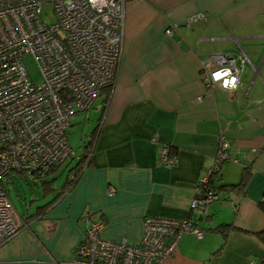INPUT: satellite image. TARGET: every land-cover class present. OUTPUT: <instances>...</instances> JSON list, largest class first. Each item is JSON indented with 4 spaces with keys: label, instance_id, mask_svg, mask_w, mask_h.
<instances>
[{
    "label": "crops",
    "instance_id": "crops-1",
    "mask_svg": "<svg viewBox=\"0 0 264 264\" xmlns=\"http://www.w3.org/2000/svg\"><path fill=\"white\" fill-rule=\"evenodd\" d=\"M197 14L204 18L189 21ZM240 51L251 64L237 89L207 91L201 62ZM102 96L90 109L99 128L89 164L47 207L56 194L44 195L31 179L50 197L0 247V264H72L86 213L103 223V239L130 244L141 239L145 217L193 220L202 239L184 235L164 264H264L256 235L264 229V0H126L117 78ZM221 134L230 142L229 161L214 185H237L247 175L200 214L191 201ZM162 146L175 164L160 163ZM228 224L226 237L213 230Z\"/></svg>",
    "mask_w": 264,
    "mask_h": 264
},
{
    "label": "built area",
    "instance_id": "built-area-1",
    "mask_svg": "<svg viewBox=\"0 0 264 264\" xmlns=\"http://www.w3.org/2000/svg\"><path fill=\"white\" fill-rule=\"evenodd\" d=\"M46 7L53 24L41 17ZM125 11L126 0H0V247L25 226L3 180L14 173L44 175L74 156L68 143L71 118L88 112L102 90L114 86ZM203 18L197 14L189 21ZM172 33V28L165 30L167 36ZM27 56L39 69V85L28 76ZM250 64L241 51L209 56L200 64L203 87L236 90ZM229 149L230 142L219 135L214 164L195 186L192 211L203 214L217 201L211 178L229 161ZM159 153L161 164H175L167 146ZM83 220L87 228L72 264H164L184 235L203 237L191 219L148 216L138 242H115L100 236V220L88 213Z\"/></svg>",
    "mask_w": 264,
    "mask_h": 264
},
{
    "label": "rangeland",
    "instance_id": "rangeland-1",
    "mask_svg": "<svg viewBox=\"0 0 264 264\" xmlns=\"http://www.w3.org/2000/svg\"><path fill=\"white\" fill-rule=\"evenodd\" d=\"M41 17L48 24H53L55 22V17L49 7H46ZM24 64L32 83L34 85H39L41 83V74L34 60L30 56H27L24 58ZM102 100L103 96L98 97L96 99V105L100 106ZM93 112V110H90L87 113H76L71 118V127L68 131V143L75 156H79L83 153V144L87 141V136L90 135L92 129L97 125V116H94ZM69 162L70 161H67L61 167L60 173L67 170ZM63 180L64 174L60 176L57 187L63 183ZM2 187L8 200L21 218L26 216L27 213H30V210L33 211L39 202L43 203L45 199L50 197L45 198L42 196L40 187L38 185L35 186L28 175L22 177L14 173L10 175L9 178L3 180Z\"/></svg>",
    "mask_w": 264,
    "mask_h": 264
},
{
    "label": "trees",
    "instance_id": "trees-1",
    "mask_svg": "<svg viewBox=\"0 0 264 264\" xmlns=\"http://www.w3.org/2000/svg\"><path fill=\"white\" fill-rule=\"evenodd\" d=\"M111 89L112 88H105L102 90V92L107 91V90H111ZM102 92H101V94H102ZM98 128H99V125L97 124L96 127H94V129H92V131L90 132V135H88L87 141L83 144V153L79 156L74 155L73 157H71V159L69 160L70 162H69L68 168L64 172L60 173L61 167L65 163L61 166L52 168L51 170H49V172H47L46 174L41 175V176H34L32 174L19 173V175H21V176L28 175L32 180L40 181L41 185H42L41 186L42 193L44 195H50L53 192L56 194L55 197L45 205V207L51 205L58 198L65 195L73 187V185L76 183V181L78 180V178H79L81 172L83 171V169L85 168V166H87L89 164V155L91 152L90 150H91V147L93 146ZM63 173H65L64 181H63L62 185L59 187V189L56 190L54 186H55L57 180L60 178V176ZM246 175H247V173L245 172L242 176L241 181L237 185L215 186L214 182L219 178V176H220V173H219L218 175L211 178L210 184L212 185V187L214 188V190L217 193H222V192H229L230 193L232 191H236V190L240 189L244 185ZM258 205H259L260 210L264 213V200L261 201ZM232 228H233V225L228 224V225L218 226L217 228H215L213 230L217 231L219 233H222V235L224 237H226L225 235ZM256 235L264 243V229L262 231H260L259 233H257Z\"/></svg>",
    "mask_w": 264,
    "mask_h": 264
},
{
    "label": "water",
    "instance_id": "water-1",
    "mask_svg": "<svg viewBox=\"0 0 264 264\" xmlns=\"http://www.w3.org/2000/svg\"><path fill=\"white\" fill-rule=\"evenodd\" d=\"M228 199H229L230 202H232V203H234V204L239 203L238 198H237L235 195H233V194H230V195L228 196Z\"/></svg>",
    "mask_w": 264,
    "mask_h": 264
},
{
    "label": "clouds",
    "instance_id": "clouds-1",
    "mask_svg": "<svg viewBox=\"0 0 264 264\" xmlns=\"http://www.w3.org/2000/svg\"><path fill=\"white\" fill-rule=\"evenodd\" d=\"M227 86V85H226Z\"/></svg>",
    "mask_w": 264,
    "mask_h": 264
}]
</instances>
